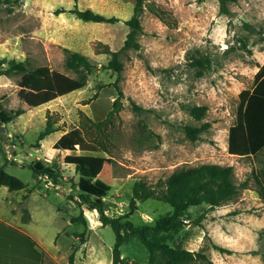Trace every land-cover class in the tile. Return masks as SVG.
Here are the masks:
<instances>
[{"label":"rangeland","instance_id":"1","mask_svg":"<svg viewBox=\"0 0 264 264\" xmlns=\"http://www.w3.org/2000/svg\"><path fill=\"white\" fill-rule=\"evenodd\" d=\"M148 1L162 16L146 8L137 36L140 49L121 51L134 0H0V110H25L0 129V165L29 189L35 185L28 201L22 202L24 191L12 193V206L22 202L16 211L22 224L30 217L26 208L32 212L33 220L24 227L40 242L43 264H112L115 233L99 222L89 204L95 198H81L80 175L65 162L67 155L79 156L94 179L111 184L102 199L106 214H129L135 225L154 224L173 211L158 193L176 169L204 163L230 166L239 196L216 208L202 204L186 209V225L176 241L210 260L191 264H264V149L249 157L228 152L240 94L255 87L264 64V0L229 3L225 14L218 0ZM75 5L121 22L82 21L71 13ZM105 46L120 52V76L108 68L111 55L103 52ZM70 53L94 65L85 87L30 108L18 95L23 73L5 72L10 61H25L28 70L47 66L77 77L66 66ZM197 60L204 66L195 65ZM97 92L92 108L89 102ZM116 98L121 109L101 134L84 129L87 140L102 142L106 151L54 149V138L87 118L95 120L94 111L102 115ZM200 106L207 111L197 120L191 111ZM48 121L57 131L36 147ZM203 126L207 128L197 140L188 138L187 127ZM36 160L53 166L57 179L35 175L28 166ZM140 181L155 196L132 208L133 189ZM5 190H0V207L6 203ZM81 214L86 225L73 222ZM121 254L123 264L149 263L147 249L136 239L124 244Z\"/></svg>","mask_w":264,"mask_h":264},{"label":"trees","instance_id":"2","mask_svg":"<svg viewBox=\"0 0 264 264\" xmlns=\"http://www.w3.org/2000/svg\"><path fill=\"white\" fill-rule=\"evenodd\" d=\"M77 2V0H74ZM239 0H218L220 12H228V5ZM134 12L129 20L124 23L129 27L130 32L124 42L121 51L129 49H140L137 36L141 31V16L147 8L155 15L161 17L162 10L148 0H134ZM71 13L85 22L117 24L121 20L117 17H107L92 10H80L75 5ZM104 53L111 55L108 68L120 76L123 71V63L119 59L120 52L111 51L107 46ZM195 65L204 66L203 61H195ZM66 66L77 73V77H70L64 73L51 70L47 66L28 70L25 61L12 60L7 73H23L19 82V97L30 107L37 108L57 98L81 90L85 87L88 76L94 69V65L79 53H70ZM0 71V75H2ZM118 87V86H116ZM99 96L97 92L89 104L94 106ZM241 109L236 123L229 129L228 152L231 155L249 157L255 156L264 149V64L256 74V85L252 90H245L240 94ZM110 108L102 115L95 113V120L87 118L82 121L81 126L63 134L54 144V149L75 151L98 152L106 151L102 142L89 141L85 137L84 129L95 128L102 133L107 127L113 114L121 109V102L118 98L110 100ZM207 107H194L192 115L200 120L206 113ZM24 109H17L12 112L0 110V129L11 123L14 119L24 114ZM187 127L186 132L189 139L195 141L198 135L206 129ZM57 130L53 128L51 121L47 122L36 142V147L47 136ZM103 136V135H102ZM1 138V136H0ZM103 138V137H102ZM65 162L76 166L80 178L78 186L82 192L81 198L89 201L91 197L95 201L89 202L92 209L99 213V222L103 226H110L115 233V244L112 250V264H123L121 248L129 241L136 239L140 241L148 251V264H191L194 261H210L201 252H193L184 248L176 241L178 234L186 225L184 212L190 207L209 205L211 208L220 207L239 196V189L233 182V168L218 164L204 163L198 166H185L176 169L166 180L165 188L158 193L159 200L169 204L173 211L160 217L154 224L135 225L129 214L112 217L106 214V202L102 200L111 190V184L103 179H94L91 172L80 164V157L67 155ZM28 168L35 175L47 176L51 180L57 179V172L53 166L48 165L44 160H36L29 164ZM0 187H6L10 192H18L25 189V183L18 177L10 175L5 170V165H0ZM155 196V190L149 188L144 182H137L133 189L131 207L135 208L138 201H145ZM73 222L87 224L81 214L73 219ZM12 264H40L39 262L26 261V258L41 260L42 254L35 249L36 242L27 235L15 230L10 231ZM8 237L6 236V253L10 251L7 247ZM221 251H227L218 248ZM229 253V252H228ZM22 258V259H21ZM211 263V262H210Z\"/></svg>","mask_w":264,"mask_h":264},{"label":"crops","instance_id":"3","mask_svg":"<svg viewBox=\"0 0 264 264\" xmlns=\"http://www.w3.org/2000/svg\"><path fill=\"white\" fill-rule=\"evenodd\" d=\"M59 138H54L55 143L57 142V140ZM34 186L35 185H33L31 189H29L28 185H26L25 189L21 190V191H24V194L22 196V199H23L22 202L30 200L31 192H32V190H34L33 189ZM4 188L6 189L5 190L6 191V198L5 199H6V203L7 204L5 203V206L0 207V264H12L11 235H10V231L11 230H15L17 232H20V233H22L24 235L29 236L30 238H32L36 242L35 249L41 254H42V252H41L42 250H41V248H40V246L38 244V243H40L38 241V239H36L34 237V235L29 233L24 227L25 225L29 226L30 222L33 220L32 212L28 208H26V206H25V208H26L25 213L26 214L27 213L30 214V217L27 218V220H25V222H23V224H22L21 215H20V213L16 212L18 210V207L21 206L20 203H22V202L18 201L17 204L19 206H15V207L12 206L13 204L16 203L12 193H18V192H21V191L10 192L8 190V188H6V187H0V190H3ZM6 214H7V216H6ZM15 214H16L15 218H13V219L9 218L10 216H13ZM16 219H18V220H16ZM15 222H17V223H15ZM6 236L8 237L7 238L8 239L7 247L10 250V251H8V253H6L7 252L6 251V244H5ZM25 260L28 261V262L29 261H31V262H39L40 264H43L42 257H41L40 261H37L36 259H30V258H26Z\"/></svg>","mask_w":264,"mask_h":264}]
</instances>
